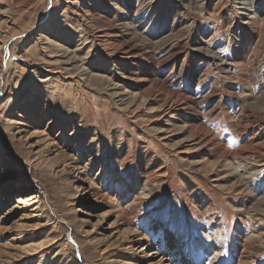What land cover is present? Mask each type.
<instances>
[{"label":"rangeland","instance_id":"obj_1","mask_svg":"<svg viewBox=\"0 0 264 264\" xmlns=\"http://www.w3.org/2000/svg\"><path fill=\"white\" fill-rule=\"evenodd\" d=\"M208 245L264 264V0H0V264Z\"/></svg>","mask_w":264,"mask_h":264},{"label":"bare ground","instance_id":"obj_2","mask_svg":"<svg viewBox=\"0 0 264 264\" xmlns=\"http://www.w3.org/2000/svg\"><path fill=\"white\" fill-rule=\"evenodd\" d=\"M119 35V34H118ZM127 44V43H126ZM128 46V45H127ZM127 48V47H126ZM129 48H130V46H129ZM123 49V48H122ZM126 50V49H125ZM134 50V49H133ZM134 53V52H133ZM130 54H131V52H130ZM129 54V55H130ZM135 54V53H134ZM91 79V78H90ZM92 80V79H91ZM21 235V234H20ZM45 244H46V242H40V243H37V244H35L34 246H32L31 248L32 249H30L29 251H33V250H38V249H40L41 247H44L45 246ZM206 254L208 255V258H209V261H211L212 263H218L219 261H220V259H221V257H222V255H221V252L220 251H218L217 249H216V246H213V245H208L207 247H206ZM188 255L190 256V254L188 253ZM234 257V256H233ZM235 258V257H234ZM223 259V258H222ZM230 260V259H229ZM229 262V261H228ZM228 264H231L230 262L228 263Z\"/></svg>","mask_w":264,"mask_h":264}]
</instances>
